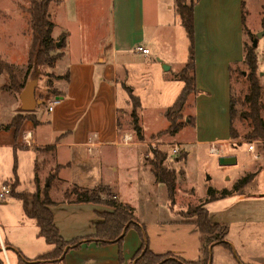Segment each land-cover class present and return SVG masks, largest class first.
I'll use <instances>...</instances> for the list:
<instances>
[{
	"label": "crops",
	"instance_id": "0c3cea01",
	"mask_svg": "<svg viewBox=\"0 0 264 264\" xmlns=\"http://www.w3.org/2000/svg\"><path fill=\"white\" fill-rule=\"evenodd\" d=\"M176 1L58 0L64 11L56 20H62L63 26L55 33L54 22L52 37L65 36L63 50L57 52L61 58L53 66H34L28 79L18 78L25 86L30 80H37L35 108L24 110L20 95L25 87L20 92L4 90L2 87L8 82L4 73L0 74V187L11 185L16 175L19 185L15 191L34 193L36 174L44 187L51 172L59 167L56 180L64 192L52 183L50 196L54 203L49 208L66 241L94 237L95 224L103 219L101 214L114 211V207L73 201L65 196V185L81 189L108 186L117 202L131 207L138 220L124 230L121 242L85 241L77 248L66 247L56 260H40L38 257L53 246L39 235L37 221L26 215L22 201L10 194L8 199H0V249L2 245L6 248L0 252L2 264H136V254L144 243L145 249L155 254L169 253L185 261H196L202 256L204 242L194 219L185 217L183 208L170 205L167 187L156 180L149 162L151 144L161 141L152 139L157 132L147 136L143 130L144 139L139 140L133 130V105L128 93V89L134 91L128 69L135 60V66L138 62L151 65L157 58L169 72L175 67L170 59L180 58L184 62L178 63L176 73L184 67L190 40L185 31L186 37L181 39L180 34L178 44L175 43V28L178 24L183 26ZM245 9V0H196L194 6L198 93L189 98L196 112L212 106L222 115V128L229 129L223 132L224 142H236L230 138L232 69L245 56ZM245 26L253 33L246 23ZM138 46L149 49V53L136 52ZM164 50L169 51L167 56ZM60 63L63 70H58ZM138 73L133 69V76ZM42 80L49 87L38 93ZM57 98L59 103L50 111L49 106ZM125 136L130 138L125 141ZM181 143L187 145L191 141ZM172 157L177 161V156ZM253 158L250 169L240 177L255 174L244 194L234 191L230 202L222 205L217 199L206 202L204 198L201 202L212 222L228 226L226 241L230 248L222 243L211 245L210 264H264V154L254 153ZM144 186H161L164 194L160 216V205L149 192L147 200L155 215L150 222L142 220L137 208L143 204L137 189Z\"/></svg>",
	"mask_w": 264,
	"mask_h": 264
},
{
	"label": "rangeland",
	"instance_id": "374dc122",
	"mask_svg": "<svg viewBox=\"0 0 264 264\" xmlns=\"http://www.w3.org/2000/svg\"><path fill=\"white\" fill-rule=\"evenodd\" d=\"M57 1L54 0L49 4L48 11L50 20L57 22V26L53 30L55 33L62 30L61 28L63 26V21L56 20V16L64 11L63 7ZM245 3L246 24L254 33H252L254 35L252 39L249 36L247 37V44L251 45L253 39L261 35L258 37L255 50L258 58L257 78L262 86L261 105H263V108L260 113L264 120V26H262L264 22V0H245ZM29 7L30 0H0V58L11 64L18 78L22 79L24 76L25 79H28L30 70L33 69V66L28 68L29 64L27 63L29 59V46L33 38ZM175 29L177 31L175 43L178 44L180 34L181 39L182 37H186V34L184 27L179 26V24ZM63 36L61 35L58 39H55L56 43L63 40ZM63 46H56V52H61ZM163 52L164 56H167L169 51L164 50ZM154 59H156V63L154 64L148 65L138 62L140 64L136 66L135 60L132 68L128 69L132 76V80H129V82L134 87V91L132 90L133 95L141 101L139 111L143 130L147 136L157 132L152 136V139L154 141L161 140L160 143H157L158 146L156 148H152V152L148 157L151 166H153L154 162L160 161L156 152H167V158L163 160V164L176 171L177 180L174 208H183L184 211L182 213L187 212L189 208L194 210L195 208L201 207V202L204 198L209 197L210 189H213L217 194L216 199L218 200V204L222 205L230 202V194L235 191V184L238 178L250 169V163H253L252 161L255 160L253 158L254 153L264 154V141L262 139H250L246 136L248 131L251 130V124L249 119L242 118V115L244 116L249 111L248 104L245 102V95L248 91L246 77L250 72L249 69L243 63L233 68L232 93L235 101V110L237 111V117L234 119L237 137L235 139L236 142H224L223 132H228L229 129L228 126L222 128V120L220 118L222 115L217 113L212 106L205 108L203 112H196L192 98L188 99L183 109L182 119L187 122V116L191 115L194 118V122L192 124L186 123L185 128L174 135H170V133L165 131V128L169 125V121L165 117V111L174 102L184 87V82L177 77L178 74L176 73L178 66H180L178 63L182 64L184 62L182 60L184 59L169 58L175 64L174 70L169 72L165 71L163 64L158 62L157 58ZM57 67L58 70L64 69L62 63L57 64ZM135 68L139 73L133 76L132 71ZM32 74H34V71H32ZM4 75L6 82H8V75L6 73ZM41 78L45 79V74ZM29 79H32V77ZM165 79L167 82H165ZM46 87H49L48 82L42 80L37 87L38 93L45 92L47 90ZM48 91L50 92L51 89L49 88ZM129 101L132 104L130 97ZM44 103L46 104L47 101L44 100ZM193 125L197 127V131H194ZM183 140L191 141V143L182 145L181 142ZM197 140L204 142H197ZM249 143L254 144V152L248 149ZM174 144H179L180 147L183 146L187 150L188 154L186 159L175 161V158L170 153ZM211 144H218L220 155L209 152ZM232 153L237 154V156L235 155L238 157L237 163L223 165L219 163V157L221 155ZM53 185L58 189H64L62 185L60 186V181L56 179L53 180ZM65 186L66 191L72 190L75 187L73 184ZM161 189V186L158 189H149L148 186L137 189L139 191L138 194L143 198V204L137 207L138 213L145 222H150L155 216L151 213V204L147 200L150 193H152L151 196L160 205V216L163 213L162 204L164 194L161 192ZM223 191L229 192V194L220 196ZM9 197L10 195H7L5 198L8 199ZM105 198L108 199V197Z\"/></svg>",
	"mask_w": 264,
	"mask_h": 264
},
{
	"label": "trees",
	"instance_id": "16d2710c",
	"mask_svg": "<svg viewBox=\"0 0 264 264\" xmlns=\"http://www.w3.org/2000/svg\"><path fill=\"white\" fill-rule=\"evenodd\" d=\"M52 1L54 0H30L29 11L33 38L29 50L28 68L41 65L53 66L62 56L61 53L56 52V40L52 37L54 22L50 20L48 13L49 4ZM195 2L196 0L176 1V10L190 40V48L188 59L182 70L178 73L179 79L184 82L183 90L175 102L168 107L165 113V116L169 121V125L165 131L170 133V135H174L181 131L186 123L192 124L194 122V118L191 115L187 116V122L183 121L182 112L189 97L192 94L198 93L195 84L194 55ZM245 23V14H243L245 33L252 39L254 35L246 28ZM64 38L65 36H63L61 46L64 45ZM241 63L246 65L250 71L246 77L248 82V91L245 95V102L248 104L249 111H247L244 116L242 115V118L244 117L249 119L251 124V130L248 131L246 136L250 139H262L264 141V120L260 113L263 108V105H261L262 86L257 78L258 58L253 43L251 45L245 44V56ZM3 73H6L9 78L8 84L3 85L2 87L4 90H14L16 92H20L25 87V84L19 81L13 66L0 58V74ZM128 93L133 104V110L131 112L132 127L136 132L137 138L139 140H143V129L139 123L138 114L141 103L139 98L133 95L131 89H128ZM236 117L237 111L235 110V101L232 93L230 101L231 139H236L237 137V131L234 127V119ZM156 155L160 161L153 163V173L158 182L166 185L170 205L174 207L177 179L176 171L163 164V160L167 158V152H156ZM186 158V152H182L177 156V160H184ZM56 170L58 171L59 167H57ZM57 171H54L48 177V185L44 187H41L40 179L36 174V191L34 193L16 192L15 189L19 185L16 175L10 185L11 194L22 201L26 215L37 221L39 235L44 237L48 244L53 246L51 251L40 255L38 259L56 260L62 256L66 247L77 248L85 241L98 240L101 243L121 242L124 236V230L138 223L133 209L117 202L114 198L112 189L108 186L100 185L93 189H81L78 186H75L72 190H67L65 192V196L67 198L76 202L104 203L114 207V211L101 214L103 219L95 224L96 234L94 237L75 239L72 241L64 240L55 225L53 212L49 208L50 205L54 203L50 196V188L53 180L57 178ZM254 177V173L246 174L238 180L235 184L234 190L240 194H244L246 192V188L252 184ZM227 194H229V192L223 191L220 196H225ZM103 196L108 197V199L105 197L104 199ZM216 198L217 194L213 189H210L209 197L206 202L213 201ZM183 214L185 217L195 218L193 223L196 225L204 242L202 247V256L196 261H185L169 253L155 254L150 251L149 248L145 249L146 244L144 243L140 252L136 254V264H210V261L212 260V253L210 250L211 245L215 243H222L226 247L230 248L228 242L226 241L228 226L212 222L209 217V211L205 208L204 204L194 210L189 208L188 212ZM5 245L7 247V243ZM0 252H2L1 249ZM0 264H2L1 259Z\"/></svg>",
	"mask_w": 264,
	"mask_h": 264
},
{
	"label": "water",
	"instance_id": "95a60500",
	"mask_svg": "<svg viewBox=\"0 0 264 264\" xmlns=\"http://www.w3.org/2000/svg\"><path fill=\"white\" fill-rule=\"evenodd\" d=\"M261 35H258L256 38L253 39V46L256 47L258 37ZM62 44V40L58 41L56 43L57 47H60ZM37 84V80L33 79L30 80L25 88L22 90L20 98L22 101V108L26 111H30L35 108L36 106V100H35V86ZM219 163L220 164H235L237 163V157L235 155H221L219 157ZM2 250H6V248L2 247ZM211 263V261H210Z\"/></svg>",
	"mask_w": 264,
	"mask_h": 264
},
{
	"label": "built area",
	"instance_id": "2783aa9c",
	"mask_svg": "<svg viewBox=\"0 0 264 264\" xmlns=\"http://www.w3.org/2000/svg\"><path fill=\"white\" fill-rule=\"evenodd\" d=\"M135 51L136 52H141L143 54H148L149 53V49L147 48H144L142 46H138L135 48ZM59 99H55L53 101V103L49 106V110L52 111L53 110V107L55 104L59 103ZM96 137V135H94ZM130 137L129 136H125L124 140L127 141ZM158 145L157 143H152L151 146H150V153L152 152V148H156ZM255 149L254 147V144L253 143H250L249 144V150L253 151ZM183 152L182 148L177 145V144H174L172 146V150H171V155L173 156H178L180 155L181 153ZM210 152L213 153V154H219V148L217 146V144H212L210 146ZM169 153V154H170ZM11 194V187L9 184L5 183V184H2L1 187H0V198L1 199H4L7 195H10ZM2 247L4 248V245H2ZM5 251V250H4Z\"/></svg>",
	"mask_w": 264,
	"mask_h": 264
}]
</instances>
